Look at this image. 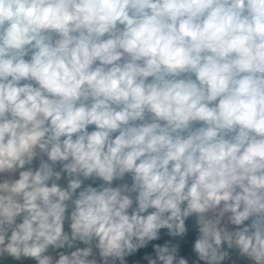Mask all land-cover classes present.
<instances>
[{
	"label": "clouds",
	"instance_id": "obj_1",
	"mask_svg": "<svg viewBox=\"0 0 264 264\" xmlns=\"http://www.w3.org/2000/svg\"><path fill=\"white\" fill-rule=\"evenodd\" d=\"M0 264H264V0H0Z\"/></svg>",
	"mask_w": 264,
	"mask_h": 264
}]
</instances>
